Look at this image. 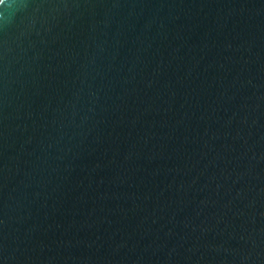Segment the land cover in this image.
<instances>
[{"label": "water", "instance_id": "1", "mask_svg": "<svg viewBox=\"0 0 264 264\" xmlns=\"http://www.w3.org/2000/svg\"><path fill=\"white\" fill-rule=\"evenodd\" d=\"M0 264H264V0H0Z\"/></svg>", "mask_w": 264, "mask_h": 264}]
</instances>
